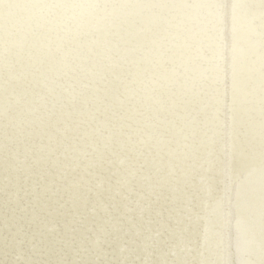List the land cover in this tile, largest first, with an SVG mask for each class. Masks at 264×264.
<instances>
[{"label":"rangeland","instance_id":"rangeland-1","mask_svg":"<svg viewBox=\"0 0 264 264\" xmlns=\"http://www.w3.org/2000/svg\"><path fill=\"white\" fill-rule=\"evenodd\" d=\"M20 1L0 0V264H261L264 261V71L261 67L257 69L253 61L259 60L258 49L250 53L249 47H245L255 36L254 40L264 39V14L257 0H251L255 4L249 0L246 12L244 7H234L231 0L222 3L216 0L217 14L211 24L212 16L208 14H212V7L208 5L210 2L213 5L214 0H177L180 5L175 0H153L152 4V0H113L117 5L120 1V7L122 4L117 9L112 8L116 4L111 0L108 1L111 5L107 0ZM190 1L194 4L197 1L196 7ZM67 2L72 6L66 5ZM172 2L183 9L176 6L175 9ZM39 3L44 4H40L44 9L38 7ZM127 3H132L131 7ZM164 3L166 6L161 5ZM63 4L73 11L65 8L63 12ZM84 4L99 6L102 11L90 6V12L97 11L91 16L93 12L90 14ZM157 4L158 12L167 8L159 14ZM25 5L32 7L33 18ZM59 5L63 10L56 9ZM132 6L140 15L138 12L134 15V8L129 12ZM199 6H203L202 12ZM106 8L113 11L110 15L107 12L108 16L103 15ZM122 8L128 11L125 20L121 19L125 14L122 16L125 12ZM224 9L228 14H223ZM176 10L179 13L174 19L165 20ZM114 11L121 22L116 20ZM146 11L150 13L148 16ZM192 12L197 18L189 16ZM82 13L88 18L90 15V19L82 17L86 24L90 20L88 26L81 20ZM46 15L51 19H44ZM64 17L67 21H63ZM130 17L132 23L128 24ZM149 17L153 19L148 22ZM182 17L187 18L184 20L189 23L187 27ZM60 18L64 24L57 20ZM80 21L84 24L80 26L85 27V30L80 28L83 31L78 27ZM152 21L156 27L166 25L159 29ZM108 25L113 28L111 31ZM102 27L108 28L109 33ZM119 28L128 31L120 33ZM93 29L99 31L95 33ZM67 30L77 38H69ZM71 30L81 31V36ZM155 30L158 32L153 35ZM168 30L173 32L172 37ZM60 32L67 36L60 37L63 36ZM122 33H126L125 38ZM133 33L139 36H132ZM98 34L101 37L94 38ZM106 34L115 35L110 40ZM142 35L144 40L140 41ZM136 36V43H141L134 44ZM147 36L153 40L159 36V39H149L146 43ZM92 37L98 40L94 42ZM116 37L123 43L115 40ZM71 38V42L87 41L73 44ZM55 41L62 42L61 46ZM195 41H199V47ZM86 43L90 50L85 45V53H78ZM162 43L164 47L160 46ZM133 44L138 47L130 48ZM19 45L22 50L28 49L23 50L26 53ZM29 46L35 51L41 48L37 54ZM74 46L78 50L72 52ZM65 47H69L67 51ZM51 48L55 49V53L52 51L55 55ZM163 48L166 53L165 50L159 53ZM123 49L128 52H122ZM68 51L72 57L77 54L76 58L71 59ZM48 52L53 55L51 58ZM236 53L240 54L237 58ZM33 58L40 63L36 64ZM43 59L48 64L55 62V67L52 64L55 70ZM42 61L46 65L41 66ZM43 67L48 68L46 74L41 71ZM241 156L253 162L249 169L236 164ZM240 178L247 183L242 185Z\"/></svg>","mask_w":264,"mask_h":264},{"label":"bare ground","instance_id":"bare-ground-1","mask_svg":"<svg viewBox=\"0 0 264 264\" xmlns=\"http://www.w3.org/2000/svg\"><path fill=\"white\" fill-rule=\"evenodd\" d=\"M17 1H18V0H17ZM21 1H22V0H21ZM21 1H20V2H21ZM25 1H27V0H25ZM84 1H85V0H84ZM86 1H89V0H86ZM86 1H85V2H86ZM90 1H91V0H90ZM92 1H93V0H92ZM108 1H109V0H107V2H108ZM111 1L114 2L113 0H111ZM116 1H118V0H116ZM120 1H121V0H120ZM120 1L117 2L118 5H119ZM124 1H125V0H124ZM130 1H131V0H128V1H125V2H130ZM132 1H134V0H132ZM150 1H151V0H149L148 2H150ZM156 1H157V0H156ZM156 1H154V2L156 3ZM161 1H162V0H161ZM168 1H169V0H168ZM170 1H171V0H170ZM172 1H174V0H172ZM175 1H176V3H177V0H175ZM175 1H174V2H175ZM193 1H194V0H193ZM197 1H198V0H197ZM197 1H196V2H197ZM207 1H209V0H207ZM212 1H213V0H212ZM214 1H215V2H213V5H211L212 2H210V3H209L210 5H208V6H211V7H212V8L210 9V10H212V12L210 11L212 14H208V15H211V16H212V18H210V22H209L210 24H211V20L213 19V17L217 14V9H218V8H215V7H217V6H216V0H214ZM27 2L30 3V2H32V1L29 2V0H28ZM36 2H37V1L35 0V3H36ZM39 2H40V1H39ZM104 2H105V1H104ZM107 2H105V3H107ZM112 2H111V4H112ZM122 2H123V1H122ZM122 2H121V3H122ZM137 2H139V1H137ZM141 2H142V1H141ZM152 2H153V0L151 1L150 4H152ZM158 2H159V1H158ZM158 2H157V3H158ZM163 2H166V0H164ZM174 2H172V4L174 5V8L176 9V7H179L180 4H179V2H178L177 4H179V5L176 6V3H174ZM181 2H182V1H181ZM190 2H191V1H190ZM196 2H195V4H197ZM199 2H200V1H199ZM205 2H206V1H205ZM218 2H220V1H218ZM218 2H217V3H218ZM250 2H251V0H250ZM16 3H17V2H16ZM33 3H34V1H33ZM33 3H31V5H33ZM67 3H68V2H67ZM89 3H90V2H89ZM91 3H92V2H91ZM95 3H96V2H95ZM95 3H94V4L92 3V4H93V5H96ZM109 3H110V2H108V4H109ZM114 3L116 4V2H114ZM123 3H124V2H123ZM132 3H133V2H132ZM132 3H130V4L127 3V4H128V6H129V5H131ZM145 3L147 4V2H145ZM188 3H189V2H188ZM201 3H202V1H201ZM201 3H200V4H201ZM207 3H208V2H207ZM220 3H222V2H220ZM251 3H254V2H251ZM251 3H250V5H251ZM19 4H20V3H19ZM23 4H24V3H23ZM23 4H22V6H23ZM25 4H26V2H25ZM40 4H43V3H39V4H38V7H39V6L42 7V6L44 5V4H43V5H40ZM103 4H104V3H103ZM111 4H109V5H111ZM125 4H126V3H125ZM125 4H124V6H127V5H125ZM135 4H136V3H135ZM137 4H138V3H137ZM168 4H169V3H167V6L172 5L171 3H170L169 5H168ZM181 4H182V3H181ZM185 4H186V2L184 3V5H185ZM189 4H190V3H189ZM189 4H187V6H188ZM191 4H193L192 6H195L194 2H193V3L191 2ZM203 4H204V2L202 3V5H203ZM254 4H255V3H254ZM31 5H29V6H31ZM63 5H64V4H63ZM63 5H62V6H63ZM66 5H69V7L72 6V4H70V3H68V4H66ZM70 5H71V6H70ZM84 5H85V4H84ZM87 5H89V4H87ZM87 5H85L87 9H88L90 6L93 7V5H91V4H90L89 7H87ZM97 5H98V4H97ZM97 5H96V6H97ZM118 5L116 4V6H114V4H113L114 7L112 6V8L114 9V8L116 7V9H117V7H119V8L122 7V4H121V7L118 6ZM138 5H139V4H138ZM138 5H136V6H138ZM143 5H145L144 2H143ZM143 5H142V3H141V5H139V6L141 7V6H143ZM154 5H155V4H154ZM154 5H152V7H154ZM159 5H160V3H159ZM161 5H165V3H164V4H161ZM218 5H219V4H218ZM221 5H222V4H221ZM252 5H253V4H252ZM257 5H259V8H260L259 0H257ZM257 5H254V8H255V6H257ZM22 6H21V7H22ZM25 6L27 7V5H25ZM25 6H24V7H25ZM33 6H34V5H33ZM60 6H61V5H59V7L57 6L56 9H57V8L60 9V8H61ZM64 6H65V5H64ZM96 6L93 7V9L97 8ZM105 6L107 7L108 5L105 4ZM146 6H148V4H147ZM149 6H150V5H149ZM157 6H158V4L156 5V11L158 12V10H157L158 7H157ZM165 6H166V5H165ZM175 6H176V7H175ZM192 6H191V7H192ZM203 6H204V5H203ZM203 6H199V7H200V10H201L200 12H202L203 9H201V7H203ZM19 7H20V6H19ZM19 7H18V8H19ZM41 7H40V8H41ZM44 7H45V6H44ZM102 7H103V6L101 5V8H102ZM129 7H131V6H129ZM134 7H135V6H134ZM134 7L132 6V9L129 8V12H132V11H130V10H133ZM140 7H139V8H140ZM143 7H145V6H143ZM163 7H164V6H163ZM163 7H161V8H163ZM188 7H189V6H188ZM195 7H196V6H195ZM195 7H193V8H195ZM204 7L206 8V6H204ZM213 7H214V9H213ZM250 7H251V6H250ZM250 7H249V9L252 10L253 7H251V8H250ZM28 8H29V12H30V8H32V7H27V8H25V10H27ZM65 8L67 9L68 7L65 6L63 12H65ZM98 8H99V6H98ZM98 8H97V9H98ZM110 8H111V6L109 7V9H110ZM126 8H127V7H126ZM135 8H136V7H135ZM135 8H134V9H135ZM147 8H150V7H147ZM161 8H160V10H161ZM164 8H167V7H164ZM164 8H163V9H164ZM174 8H173V9H174ZM244 8H245V7H244ZM247 8H248V7H247ZM256 8H257V7H256ZM20 9H21V8H20ZM23 9H24V8H23ZM42 9H44V8L42 7ZM68 9H71V8H68ZM72 9H73V8H72ZM72 9H71V11H73ZM90 9H92V8H90ZM97 9H96V10H97ZM99 9H100V8H99ZM103 9H105V8L103 7ZM113 9H112V10H113ZM122 9L124 10L125 8H122ZM144 9H145V8H144ZM144 9H143L142 11H144ZM150 9H151V8H150ZM158 9H159V8H158ZM163 9H162V11H163ZM175 9H174V10H175ZM180 9H181V8L179 7V10H180ZM182 9H183V6H182ZM182 9H181V10H182ZM197 9H198V8H197ZM228 9H229V8H228ZM235 9H236V8H235ZM60 10H63V9H60ZM60 10H59V11H60ZM100 10H101V9H100ZM100 10H99L98 12H101V11H102V10H101V11H100ZM106 10H107V8H106ZM120 10H121V9H119V11H120ZM152 10H153V9H152ZM154 10H155V7H154ZM154 10H153V11H154ZM174 10H173V11H174ZM185 10H187V9L184 8V11H185ZM191 10L193 11L192 8H191ZM198 10H199V9H198ZM198 10H197V11H198ZM204 10H205V9H204ZM220 10H221V9H220ZM240 10H241V9H240ZM240 10L238 9L237 11H240ZM246 10H247V9L245 8L244 11L246 12ZM258 10H259V9H258ZM20 11H21V10H20ZM41 11H43V10H41ZM54 11H55V10H54ZM88 11H89L90 14H91V12H93V14H91V16H92V15H95V14L97 13V11H94V10L90 12V10L88 9ZM88 11L86 10L87 14H89ZM103 11L105 12V10H103ZM119 11H118V12H119ZM134 11H136V9L133 10V12H134ZM138 11H139V10H138ZM138 11L134 12V15H135V13H137ZM142 11L140 10V12H142ZM147 11H150V10L147 9ZM147 11H146V12H147ZM162 11H159L160 13H159V12H158V13L161 14ZM171 11H172V10H171ZM176 11H177V10H176ZM189 11H190V10H189ZM189 11L187 10V11H185V12H189ZM194 11H195V9H194ZM194 11H193V12H194ZM244 11H243L242 13H245ZM249 11H250V10H249ZM254 11H256V9H254ZM23 12H24V11H23ZM69 12H70V11H68L67 13L69 14ZM78 12H79V11H78ZM78 12H76V13H78ZM94 12H96V13H94ZM107 12H108V13H109V12L112 13L113 11H108V10H107V11L105 12L106 14H103V15H107ZM126 12H128L127 9H125V12H123V13L121 12V13H122V16H123L124 13H125L124 16H125L126 14H128V13H126ZM144 12H145V11H144ZM193 12L191 13L192 15H189V16H192V17H193V16H194L193 14L195 13V12H194V13H193ZM203 12H205V11H203ZM208 12H209V9H208ZM240 12H241V11H240ZM240 12H239V13H240ZM19 13H20V12H19ZM21 13H22V11H21ZM32 13H33V12H32ZM41 13H43V12H40V14H41ZM76 13H75V14H76ZM110 13H109L108 15H110ZM121 13H120V14H121ZM150 13H151V11H150ZM150 13L147 12V16H148V14H150ZM178 13H179V11L170 13V15H169L167 18H165V20H168V19H169V20L174 19V18L178 15ZM180 13H181V12H180ZM197 13H198V12H197ZM219 13H220V11H219ZM221 13H222V11H221ZM225 13L228 14L227 9H224L223 14H225ZM237 13H238V12H237ZM237 13H236V11H235V15H236ZM242 13H241V14H242ZM247 13H249V12H247ZM251 13H252V12H251ZM27 14H28V12H27ZM44 14H45V13H44ZM44 14H43V15H44ZM57 14H58V12H56V14L54 15V17H55ZM61 14H62V12H60V15H61ZM63 14H64V13H63ZM65 14H66V13H65ZM79 14H80V13H79ZM79 14H77V15H75V16L79 17V16H80ZM84 14L86 15V13H85V9H84ZM84 14L82 13V15H81V20L83 21V23H84L83 18H85V19L88 18V16H86V17H87V18H86ZM101 14H102V13H99L100 16H99L98 14H97L96 16L101 17V16H102ZM115 14H116V13H115V11H114V16H116ZM117 14H118V13H117ZM120 14H118V15H120ZM138 14H139V12H138ZM154 14H155V13H154ZM183 14H184V12H183ZM187 14H190V12L187 13ZM202 14L204 15V13H202ZM202 14H201V15H202ZM206 14H207V12H206ZM254 14H255V12H254ZM256 14H257V13H256ZM256 14H255V15H256ZM259 14H260V13H259ZM19 15H21V14H19ZM19 15H18V16H19ZM22 15H23V14H22ZM24 15H25V14H24ZM24 15H23V16H24ZM41 15H42V14H41ZM66 15H67V14H66ZM108 15H107V16H108ZM111 15H113V14H111ZM131 15H133V14H130V16H131ZM139 15H140V14H139ZM141 15H143V16L145 17L144 13L141 14ZM151 15H152V14H151ZM201 15H198V16L200 17ZM203 15H202V16H203ZM235 15H234V16H235ZM237 15H238V14H237ZM242 15H243V14H242ZM26 16H27V15H26ZM31 16H32V15H31V12H30V18H33L34 14H33L32 17H31ZM46 16H47V17H46ZM46 16L44 17V19H45V18H47L48 20L51 19L50 16H49V17H48V15H46ZM61 16H62V15H61ZM83 16H84V17H83ZM96 16H94V17H96ZM107 16H106V19L109 20V18H107ZM124 16H123V18L121 17V19L125 20L126 16H125V17H124ZM127 16H128V15H127ZM136 16H138V15H136ZM143 16H142V18H143ZM147 16H146V17H147ZM152 16H153V15H152ZM160 16H161V15H160ZM160 16H158V17H160ZM179 16H180V15H179ZM186 16H187V15H186ZM196 16H197V15H195V17H196ZM211 16H210V17H211ZM238 16H239V15H238ZM263 16H264V15H263ZM38 17H39V16H38ZM42 17H43V16H42ZM57 17L59 18L60 16H57ZM62 17H63V16H62ZM70 17H73V16H70ZM77 17H76V18L74 17L73 19H78ZM82 17H83V18H82ZM103 17H104V16H103ZM119 17H120V16H119ZM131 17H132V16H131ZM131 17H130V18H131ZM146 17H145V18H146ZM153 17H154V19H155V16H153ZM153 17H149V18H147V21H148V19H150V18L153 19ZM183 17H184V16H183ZM183 17H182V19H183ZM195 17H193V19H194ZM199 17H198V18H199ZM204 17H207V16L204 15ZM204 17H203V18H204ZM259 17H260V16H259ZM49 18H50V19H49ZM64 18H65V17H64ZM79 18H80V17H79ZM110 18H111V19H114L113 17H110ZM116 18H117L116 20H118V17H117V16H116ZM132 18H133V17H132ZM132 18H131V19L128 18L129 20L126 19V20L128 21V24H130L129 22H131ZM134 18H135V17H134ZM134 18H133V19H134ZM136 18H137V17H136ZM136 18H135V19H136ZM145 18H144V19H145ZM156 18H157V16H156ZM179 18H180V17H179ZM179 18H178V20H179ZM196 18H197V17H196ZM200 18H201V17H200ZM203 18H202V19H203ZM234 18H235V17H234ZM237 18H238V17H237ZM255 18H256V17H255ZM52 19H53V17H52ZM55 19H56V17H55ZM61 19H63V18H60V19H57V20L60 21ZM88 19H90V15H89V18H88ZM106 19H105V20H106ZM111 19H110V20H111ZM121 19H120V20H121ZM139 19H140V18H139ZM186 19H187V18H186ZM186 19H183V21L186 20ZM188 19H189V18H188ZM204 19H205V18H204ZM208 19H209V18H208ZM215 19H216V18H215ZM215 19H214V20H215ZM33 20H34V19H33ZM79 20H80V19H79ZM91 20H92V18H91ZM93 20H95V19L93 18ZM107 20H106V22H107ZM114 20H115V19H114ZM120 20H118V21H120ZM136 20H138V19H136ZM142 20H143V19H142ZM150 20H151V19H150ZM157 20H159V19L157 18ZM162 20H163V19H162ZM165 20H164V21H165ZM169 20H168V21H169ZM180 20H181V19H180ZM190 20H192V18H191ZM197 20H198V19H197ZM199 20H200V23H201V19H199ZM217 20H218V19H217ZM51 21H52V20H51ZM51 21H50V23H51ZM55 21H56V20H55ZM63 21H67V19L65 18V19H63ZM69 21L74 23L73 20H72V21L69 20ZM82 21H80V22L82 23ZM88 21H90V20H88ZM88 21H87V24L89 23ZM95 21H99V19H98V20L96 19ZM118 21H116V22H118ZM127 21H126V22H127ZM139 21H140V20H139ZM139 21H138V22H139ZM145 21H146V20H144L143 22H145ZM160 21H161V17H160ZM164 21H163V22H164ZM168 21H166V22H164V23H167ZM188 21H189V20H188ZM193 21H196V20H193ZM206 21L208 22V20H206ZM212 21H213V20H212ZM258 21H259V19H258ZM263 21H264V19H263ZM263 21H262V23H263ZM41 22H42V21H41ZM48 22H49V21H48ZM80 22H79V23L77 22V23L79 24L78 27H79L80 25H83V26H84V24H86V22H85L84 24H83V23L80 24ZM91 22H92V21H91ZM101 22L103 23V20H102V19H101ZM101 22H100V24H99V23H97V24H99V26H100V25H102ZM110 22L112 23L113 21H110ZM114 22H115V21H114ZM120 22H121V21H120ZM133 22H135V20H133ZM143 22H142V24H143ZM148 22H149V21H148ZM148 22H147V23H148ZM179 22H180V21H179ZM181 22H182V21H181ZM184 22H185V21H184ZM190 22H191V21H190ZM198 22H199V21H198ZM207 22H206V23H207ZM236 22H237V21H236ZM60 23H62V20H61ZM60 23H59V25H60ZM77 23H76V24H77ZM94 23H95V22H94ZM131 23H132V22H131ZM135 23H137V22H135ZM140 23H141V22H140ZM145 23H146V22H145ZM145 23H144V25H145ZM154 23H155V24H154ZM161 23H162V22H161ZM185 23H186V26H185V27H187V23H188V22L186 21ZM192 23H193V22H192ZM196 23H197V22H196ZM203 23H204V22H203ZM212 23H213V22H212ZM62 24H64V22H63ZM65 24H66L65 26H67L68 23H65ZM87 24H86L85 26H88V25H89V24H88V25H87ZM108 24H109V21H108ZM113 24H114V23H113ZM115 24H116V23H115ZM118 24H119V23H118ZM118 24H117V25H118ZM121 24H122V23H120V25H119L120 27L123 26V25H121ZM123 24L126 25L125 22H124ZM142 24H141V25H142ZM148 24H149V23H148ZM151 24H154V26H155V25H156V22H155V21H152ZM159 24H160V23H159ZM162 24H163V23H162ZM162 24H161V28H160V27H156V26H155V27H156V28H159V29H163V28H162ZM176 24H177V23H176ZM181 24L183 25V22H182ZM188 24H189V23H188ZM194 24H195V23H193V25H194ZM204 24H205V23H204ZM207 24H208V23H207ZM207 24H205V25L207 26ZM210 24L208 25L209 27H210ZM236 24H237V23H236ZM258 24H259V23H258ZM53 25H54V24H53ZM57 25H58V23H57ZM68 25H69V24H68ZM72 25H73V24H72ZM91 25H92V24H91ZM91 25H90L89 27H92V26H93V25H92V26H91ZM95 25H96V24H95ZM104 25H106V24H104ZM136 25H140V24L138 23V24H136ZM164 25H166V24H163V26H164ZM184 25H185V24H184ZM190 25H191V24H190ZM190 25H188V26H190ZM197 25H198V23H197ZM202 25H203V24H202ZM202 25H201V26H202ZM76 26H77V25H76ZM76 26H74V27L76 28ZM83 26H82V27L80 26L79 29H80V28H83ZM99 26L97 25V27H99ZM108 26H110V25H108ZM111 26H112V24H111ZM111 26L108 27V28H110L109 31H111V29H113V28H111ZM115 26H116V25H115ZM130 26H132V24H131ZM130 26H129V27H130ZM142 26H143V25H142ZM142 26H141V27H142ZM146 26H147V24H146ZM146 26H145V27H146ZM149 26H150V25H149ZM149 26H148V27H149ZM154 26H153V27H154ZM173 26H175V24H173ZM173 26H172V27H173ZM178 26H181V25L178 24ZM206 26H204V27L206 28ZM214 26H215V25H214ZM236 26H237V25H236ZM260 26H261V25H260ZM69 27H70V26H69ZM69 27H68V29H69ZM74 27H73V28H74ZM105 27H107V25H106ZM125 27H127V26H125ZM125 27H124V28H125ZM129 27H127V28H129ZM136 27H137V26H136ZM143 27H144V26H143ZM151 27H152V26H151ZM155 27H154V28H155ZM165 27H166V26H165ZM169 27H170V25H169ZM175 27H176V26H175ZM193 27H194V26H193ZM196 27H198V26H196ZM196 27H195V28H196ZM204 27H203V28H204ZM237 27H238V26H237ZM84 28H85V27H84ZM84 28H83V30H85ZM86 28H87V27H86ZM95 28H96V26H95ZM100 28H101V27H100ZM102 28H104V27H102ZM108 28H104L106 33H109V31H106V29L108 30ZM114 28H115V27H114ZM130 28H131V27H130ZM132 28H133V27H132ZM137 28H139V27H137ZM154 28H152V29L149 28L148 30H153ZM156 28H155V29H156ZM170 28H171V27H170ZM170 28H169V29H170ZM195 28H194V29H195ZM212 28H213V27H212ZM43 29H44V28H43ZM66 29H67V27H66ZM66 29H65V30H66ZM70 29H72V28L70 27ZM117 29H118V27L115 28V30H117ZM134 29H135L134 32L137 33L135 27H134ZM134 29H133V30H134ZM142 29H143V28H142ZM145 29H146V28H145ZM145 29H143V30H145ZM159 29H157V30H159ZM166 29H167V28H166ZM179 29H181V27H180ZM182 29H184V28H182ZM185 29H186V28H185ZM187 29H188V28H187ZM190 29H191V28H190ZM192 29H193V28H192ZM194 29H193V30H194ZM197 29H198V28H197ZM199 29H201V28H199ZM199 29H198V30H199ZM73 30H74V29H73ZM73 30H71L73 33L76 32L78 36L80 35V32H81V31H80V32H77L76 30H78V29H76L75 31H73ZM80 30H82V29H80ZM83 30H82V31H83ZM93 30L95 31L96 29H93ZM133 30H132V31H133ZM137 30H138V29H137ZM140 30H141V29H140ZM172 30H173V29H172ZM175 30H176V28H175ZM175 30H173V31H175ZM198 30H196V31H198ZM245 30H246V28H245ZM96 31L98 32L99 30L97 29ZM96 31H95V33H96ZM102 31H103V30H102ZM119 31H120V28H119ZM122 31H123V30H121L120 33H121ZM124 31L127 33L128 30L124 29ZM124 31H123V32H124ZM129 31H130V29H129ZM164 31H166V30H164ZM168 31H169V32H172V31H170V30H168ZM176 31H177V30H176ZM179 31H180V30H179ZM187 31L189 32V30H187ZM203 31H204V30H203ZM206 31H208V30H206ZM209 31H210V30H209ZM248 31H249V30H248ZM67 32H69V30H67L66 33H67ZM84 32H85V31H84ZM84 32H82V33H84ZM100 32H101V31H100ZM100 32H99V33H100ZM105 32L103 31V33H105ZM116 32H117V31H116ZM130 32H131V31H130ZM142 32H143V31H142ZM145 32H146V31H145ZM145 32H144V33H145ZM147 32H150V31H147ZM154 32H155V33H153V35L156 34L158 31L156 32V30H155ZM169 32H168V33H169ZM180 32H182V31H180ZM184 32H185V31H184ZM184 32H183V33H184ZM194 32H195V31H194ZM200 32H202V31L199 30V33H200ZM244 32H245V31H244ZM263 32H264V31H263ZM263 32H261V34H262ZM61 33H62V32H60V34H61ZM66 33H65V34H66ZM92 33H93V32H92ZM92 33H89V35H92ZM103 33H102V34H103ZM111 33H113V32H111ZM126 33H125V34H126ZM131 33H132V32H131ZM135 33H133L134 35H132V36L138 35V34H135ZM138 33H139V35H141L140 32H138ZM150 33H151V32H150ZM160 33H161V31H160ZM164 33H165V32H164ZM166 33H167V32H166ZM176 33H177V32H176ZM186 33H187V32H186ZM204 33H205V32H204ZM208 33H209V32H207V35H208ZM62 34H63V33H62ZM65 34H63V36H61V35H59V36L63 38V37H66V36L68 35V33H67L66 36H65ZM69 34H70V32H69ZM71 34H72V33H71ZM71 34H70V36L68 35L69 38L73 36V35H71ZM118 34H119V33H118ZM125 34L122 33L123 38H125V36H126ZM129 34H130V33H129ZM146 34H147V33H146ZM169 34L171 35V34H173V32H172V33H169ZM181 34H182V33H181ZM181 34H178V35H181ZM188 34H189V33H187V35H188ZM190 34H191V33H190ZM195 34H197V33H195ZM202 34H203V33H202ZM0 35H1V34H0ZM56 35H57V34H56ZM74 35H75V34H74ZM85 35L87 36V34H85ZM94 35H95V34H94ZM99 35H100V34H98V37H97V36H96V37L93 36V37H94V38H100L101 36H99ZM106 35H107V34H106ZM106 35H105V37H106ZM113 35H115V34H113ZM113 35L111 36L112 38L114 37ZM119 35H120V34H119ZM122 35H121V36H122ZM124 35H125V36H124ZM139 35H138V36H139ZM143 35H144V34H143ZM143 35H142V38H143ZM153 35H149V34H148L149 37H150V36H153ZM158 35L161 36L162 34H158ZM164 35H165V34H164ZM176 35H177V34H176ZM185 35H186V34H185ZM187 35H186V36H187ZM191 35L194 36L193 32H192ZM204 35H205V37H206V33H205ZM218 35H220V33H219ZM80 36H81V35H80ZM102 36H103V35H102ZM129 36H130V35H129ZM144 36H145V35H144ZM148 36H147L148 39H147V42H146V43H148L149 41L153 40V39L149 38ZM165 36H166V35H165ZM172 36H173V35H171V37H172ZM198 36H199V35H198ZM198 36L196 35V38H197ZM200 36H202V35H200ZM257 36H258V35H257ZM56 37H58V36H56ZM75 37L77 38L76 35H75ZM75 37L73 36L74 40H75ZM90 37H91V36H90ZM93 37H92V38H93ZM108 37H110V36L107 35V38H108ZM111 37L109 38L110 40H112ZM127 37H128V34H127ZM145 37H146V36H145ZM158 37H159V36H158ZM158 37H154V40H153V41H155V38H158ZM246 37H247V36H246ZM255 37H256V36H255ZM255 37H254V39H255ZM258 37H259V36H258ZM73 38L69 39L70 42H71V40H72ZM78 38H79V37H78ZM80 38H81V37H80ZM82 38H83V39L85 38L84 35L82 36ZM88 38H89V36H87V38H85V39H88ZM92 38H90V39H92ZM94 38H93V39H94ZM103 38H104V36H103ZM131 38H132V37H131ZM160 38H162V36H161ZM169 38H170V36L168 37V39H169ZM174 38H175V37H174ZM179 38L182 40V37H181V36H179ZM185 38H186V37H185ZM189 38H190V40H191V37H189ZM198 38H199V37H198ZM198 38H197V40H199V41L201 42L202 39H198ZM201 38H204V37H201ZM263 38H264V37H263ZM37 39H38V38H37ZM50 39H51V38H50ZM50 39H49V40H50ZM53 39H54V38H53ZM64 39H65V38H64ZM66 39H67V38H66ZM83 39H82V40L80 39V41H81V42H82V41H85V42L87 41V40H83ZM90 39H89L88 41H91ZM109 39H108V40H109ZM118 39L121 40L120 37H119ZM118 39H117V37L115 38V40L120 41V40H118ZM134 39H135V43L132 42V43H134V44H137V43L139 44L140 41H143V40H144V38H143L142 40H140L139 42L136 43L137 36H136V38H134ZM139 39H141V38L139 37ZM139 39H138V40H139ZM149 39H150V40H149ZM158 39H159V38H158ZM158 39H156V40H158ZM163 39H164V38H163ZM165 39H166V38H165ZM175 39H177V38H175ZM186 39H187V38H186ZM251 39H252V37H251ZM254 39L248 41V42H249V46H245V47H249L250 53H252V51H255L256 49H258L257 51H258V53L260 54V56H258V57H259V60L256 58L257 61H255L254 59H253V61H254V64H255L256 66H258L257 69L261 67V68L263 69V71H264V57L262 56V54H264V39H263V40H260L261 38H260L259 40H257V39L254 40ZM25 40H26V39H25ZM49 40H48V41H49ZM54 40H58V38H55ZM60 40H63V39H60ZM96 40H98V39H96ZM96 40L94 39V42H96ZM100 40H101V39H100ZM100 40H99V41H100ZM105 40H106V38H105ZM128 40H130V39L128 38L127 41H128ZM131 40H132V39H131ZM148 40H149V41H148ZM178 40H179V39H178ZM188 40H189V39H187V41H188ZM194 40H195V39H194ZM197 40H196V41H197ZM205 40H206V39H205ZM23 41H24V40H23ZM26 41H27V40H26ZM26 41L24 42L25 44H26ZM50 41H52V39H51ZM50 41H49V42H50ZM64 41H65V40H63L62 42H64ZM77 41H79V40H77ZM77 41H75V42L77 43ZM80 41H79V42H80ZM103 41H104V39H103ZM113 41H114V40H113ZM117 41H116V44H118ZM121 41H122V40H121ZM121 41H120V42H121ZM133 41H134V40H133ZM158 41H159V40H158ZM163 41H164V40H163ZM169 41H170V39H169ZM173 41H174V40H173ZM182 41H183V40H182ZM196 41H195V42H196ZM199 41L196 42V43H198V47H199V44H200ZM206 41H207V40H206ZM208 41H210V39H209ZM37 42H40V41H37ZM55 42H56V41H55ZM62 42H61V43H62ZM75 42L73 41V42H71V43L74 44ZM81 42H80V44H81ZM85 42H83V43H85ZM101 42H102V41H101ZM107 42H108V41H107ZM160 42H162V39H161ZM171 42H172V39H171ZM184 42H185V41H184ZM190 42H191V41H190ZM245 42H246V41H245ZM248 42H247V43H248ZM24 43L22 42V43H20V44L23 45ZM56 43L58 44L59 42L57 41ZM61 43H59L60 46H61ZM67 43H68V39H67ZM90 43L93 44L92 42H90ZM99 43H100V42H99ZM113 43H114V42H113ZM121 43H123V41H122ZM127 43H128V42H127ZM127 43H125V44H127ZM129 43H130V42H129ZM140 43H141V42H140ZM146 43H145V44H146ZM153 43H154V42H153ZM156 43H157V42H156ZM174 43H175V41H174ZM177 43H178V42H177ZM196 43H195V44H196ZM209 43H210V42H209ZM209 43H208V44H209ZM241 43H242V42H241ZM25 44H24V45H25ZM63 44L65 45L66 42L63 43ZM63 44H62V45H63ZM78 44H79V43H78ZM78 44H77V45H78ZM88 44H89V42H88ZM88 44L86 43V44H83V46H82V45H81V46L84 48L85 45H86V47L88 46L87 49H89V45H88ZM94 44H95V43H94ZM134 44H133L130 48H132L133 46L135 47L136 45H134ZM149 44H150V43H149ZM149 44H148V45H149ZM154 44H155V43H154ZM159 44H160V43H159ZM166 44H167V43H165V45H166ZM201 44H202V43H201ZM203 44H205V43H203ZM211 44H212V43H211ZM22 45H21V47H22ZM24 45H23V46H24ZM28 45H30V44L27 43V46H28ZM42 45H43V44H42ZM42 45H41V47H42ZM44 45H45V44H44ZM46 45H47V44H46ZM46 45H45V46H46ZM51 45H52V43H51ZM51 45H50V46H51ZM55 45H56V44H55ZM71 45H72V44H71ZM122 45H123V44H122ZM130 45H131V43H130ZM141 45H142V44H141ZM151 45H152V44H151ZM168 45H169V44H168ZM170 45H171V43H170ZM183 45H184V44H183ZM238 45H241V44L239 43ZM243 45H244V43H243ZM33 46H34V45H33ZM37 46H38V45H37ZM53 46H54V44H53ZM53 46H51V47H53ZM56 46L58 47V45H56ZM65 46H66V45H65ZM68 46H70V44H69ZM75 46H76V45H75ZM75 46L73 47V49L70 48L71 51H72V50L74 51V50L76 49ZM112 46H113V44H112ZM118 46L121 47V45H118ZM127 46H129V45H127ZM139 46H140V45H139ZM155 46H156V45H154L153 47H155ZM157 46H158V45H157ZM160 46L164 47L163 43H162V45H160ZM166 46H167V45H166ZM166 46H165V47H166ZM173 46H174V45H173ZM235 46H236V44H235ZM241 46H242V45H241ZM260 46H261V48H260ZM34 47H36V46H34ZM34 47H33V49H34ZM41 47H40V48H41ZM62 47H63V46H62ZM77 47H78V46H77ZM96 47H97V46H95L94 48H96ZM104 47L106 48V46H104ZM120 47H119V48H120ZM122 47H123V46H122ZM124 47H125V46H124ZM124 47H123V48H124ZM136 47H138V46H136ZM143 47H145V46L143 45ZM171 47H172V46H171ZM211 47H212V46H211ZM236 47H237V46H236ZM239 47H240V46H239ZM242 47H243V46H242ZM19 48H20V45H19ZM25 48H26V46H25ZM27 48H28V47H27ZM31 48H32V46H31ZM40 48H39V49H40ZM44 48H45V47H44ZM46 48H48V47H46ZM55 48H56V47H55ZM65 48H66V47H65ZM65 48H64V49H65ZM68 48H69V47H68ZM68 48H66L65 50L67 51ZM90 48H92V45H90ZM127 48H128V47H127ZM127 48H125V49H127ZM139 48H140V47H139ZM141 48H142V47H141ZM146 48H148L147 45H146ZM146 48H145L144 50L148 51ZM151 48H152V46H151ZM200 48H201V47H200ZM203 48H204V47H203ZM209 48H210V47H209ZM20 49H21V48H20ZM29 49H30V46H29ZM33 49H32V50L30 49V51H31V52H32V51H35V50H33ZM35 49H36V51L39 50L38 48H35ZM51 49H52V48H51ZM57 49H58V51H59V47H58ZM62 49H63V48H61L60 50H62ZM64 49H63L62 51H64ZM79 49H81V48H79ZM128 49H129V48H128ZM128 49H127V50H128ZM136 49H137V48H136ZM136 49H134V50H136ZM148 49H149V48H148ZM160 49H161V48H160ZM160 49H159V50H160ZM170 49H171V48H170ZM174 49H175V48H174ZM205 49H206V48H205ZM207 49H208V48H207ZM237 49H238V48H237ZM21 50H22V49H21ZM21 50H20V51H21ZM23 50H25V49H23ZM23 50H22V52H23ZM27 50H28V49H27ZM27 50H25V51H27ZM42 50H43V48H42L41 51H39V52L41 53ZM45 50H46V49H45ZM77 50H78V49H77ZM77 50H75V51H77ZM84 50L86 51V48L81 49V51L79 50V51H77V52H78V53H79V52H83ZM89 50H90V49H89ZM105 50H106V49H105ZM114 50H117V47H116V49L114 48ZM114 50H113V51H114ZM123 50H124V49H123ZM141 50H142V49H141ZM150 50H151V49H150ZM153 50H154V49H153ZM155 50H156V49H155ZM164 50H165V49L163 48V51H162V52L160 51L159 53H163ZM172 50H173V49H172ZM196 50H197V48H196ZM234 50H235V48H234ZM241 50H242V49H241ZM245 50H246V49H245ZM25 51H24V52H25ZM36 51H35V52H36ZM52 51H54V53H55V49H54V50L52 49L51 52H52ZM73 51H72V52H73ZM87 51H88V50H87ZM120 51H121V50H120ZM128 51H129V50H128ZM128 51H125V50H124V51H122V52L126 53V52H128ZM137 51H138V50H137ZM151 51H152V50H151ZM156 51H157V50H156ZM166 51H167V50H165V53H166ZM170 51H171V50H170ZM204 51H205V50H204ZM207 51H208V50H207ZM212 51H213V50H212ZM236 51H237V50H236ZM243 51H244V50H243ZM24 52H23V53H24ZM59 52H60V51H59ZM68 52H70V51H68ZM90 52H91V51H90ZM142 52L144 53V51H142ZM142 52H141V54H142ZM154 52H155V51H154ZM194 52H196V51H194ZM197 52H198V51H197ZM208 52H209V51H208ZM208 52H207V53H208ZM234 52H235V51H234ZM238 52H239V50H238ZM25 53H26V52H25ZM28 53H29V51H28ZM33 53H34V52H33ZM36 53H37V52H36ZM36 53H35V54H36ZM56 53L58 54V52H56ZM62 53H63V52H62ZM70 53H71V52H70ZM70 53H69V56L72 55V53H71V54H70ZM74 53H75V52H74ZM83 53H85V52H83ZM139 53H140V52H139ZM149 53H151V52H149ZM157 53H158V51H157ZM171 53H172V52H171ZM204 53L206 54V52H204ZM239 53H240V52H239ZM246 53H247V52H246ZM37 54H38V53H37ZM37 54H36V55H37ZM41 54H42V53H41ZM50 54H51V53L48 52V55H49V56H50ZM52 54H53V52H52ZM59 54H60V53H59ZM80 54L82 55V53H80ZM88 54H89V52H88ZM168 54H169V53H168ZM191 54H192V53H191ZM205 54H204V55H205ZM209 54H211V53H209ZM254 54H255V53H254ZM254 54H251L252 56H250V58H251V57L253 58V55H254ZM256 54H257V53H256ZM26 55H27V54H26ZM30 55H31V54H30ZM53 55H55V54H53ZM53 55H51L50 57L48 56V57L51 58ZM60 55H61V54H60ZM60 55H59V56H60ZM62 55L64 56L65 53H63ZM66 55H67V54H66ZM81 55H80V58H82ZM99 55H100V54H99ZM99 55H98V56H99ZM151 55H154V54L152 53ZM158 55H159V54H158ZM169 55H170V54H169ZM193 55H194V54H193ZM193 55H192V56H193ZM237 55H238V53H236L235 57H236ZM243 55H245V54H243ZM247 55H248V54H247ZM249 55H250V54H249ZM56 56H57V55H56ZM56 56H55V57H56ZM73 56H74V57L71 56V57H72L71 59L76 58L75 56H77V54H75V55L73 54ZM78 56H79V54H78ZM138 56H139V54H138ZM149 56H150V55H149ZM154 56H155V55H154ZM156 56H157V55H156ZM163 56H164V54H163ZM182 56H183V55H182ZM184 56H185V55H184ZM221 56H223V54H222ZM233 56H234V54H233ZM238 56H240V54H239ZM241 56H242V55H241ZM245 56H246V55H245ZM55 57H53V58H55ZM57 57H58V56H57ZM57 57H56V58H57ZM60 57H61V56H60ZM60 57H59V58H60ZM64 57L67 58L66 56H64ZM64 57H63V58H64ZM85 57H86V56H85ZM87 57H88V56H87ZM87 57H86V58H87ZM150 57H151V56H150ZM160 57H161V56H160ZM178 57H179V56H178ZM186 57L188 58V56H186ZM193 57H194V56H193ZM195 57H196V55H195ZM206 57L208 58V56H206ZM248 57H249V56H248ZM61 58H62V57H61ZM190 58H191V57H190ZM222 58H223V57H219V59H222ZM236 58H237V57H236ZM244 58H245V57H244ZM44 59H45V58H44ZM44 59H43V60H44ZM69 59H70V58H69ZM69 59H68V60H69ZM137 59H139V58H137ZM183 59H185V58H183ZM188 59H189V58H188ZM234 59H235V58H234ZM245 59H246V58H245ZM33 60H34V58H33ZM41 60H42V58L40 59V61H41ZM45 60H46V59H45ZM45 60H44V62L47 61V60H46V61H45ZM202 60H203V58H202ZM251 60H252V59H251ZM28 61H29V59H28ZM35 61H36V64H37V61H38V63H40L38 59L34 60V62H35ZM69 61H70V63L72 62V60H69ZM69 61H68V62H69ZM73 61H74V60H73ZM136 61H137V60H136ZM178 61H179V59H178ZM181 61H182V60H181ZM234 61H235V60H234ZM248 61H250V60H248ZM31 62H32V61L30 60V63H31ZM34 62H32V63H34ZM44 62L42 61L43 64L41 63L40 65H41V66H42V65L44 66V64H45ZM57 62H58V61H57ZM155 62H156V61H155ZM162 62H163V59H162ZM182 62H183V61H182ZM242 62H243V61H242ZM246 62H247V61H246ZM255 62H257V63H255ZM30 63H27V64H30ZM46 63L48 64V62H46ZM54 63H55V62H54ZM54 63H52L53 66H54ZM60 63H62V62H60ZM237 63H238V62H237ZM249 63H250V62H249ZM13 64H14V63H13ZM49 64H51V62H50ZM49 64H48V65H49ZM52 64L49 65L48 67L52 66ZM55 64H56V63H55ZM138 64H139V63H138ZM184 64H185V62H184ZM241 64H242V63H241ZM38 65H39V64H38ZM45 65H46V64H45ZM154 65H155V64H154ZM236 65H237V64H236ZM246 65H248V64H246ZM250 65H251V64H250ZM17 66H18V65H17ZM34 66H35V65H34ZM34 66H33V67H34ZM41 66H40V68H41ZM53 66H52V68L54 69L55 66H54V67H53ZM78 66H79V65H78ZM152 66H153V65H152ZM164 66H166V64H164ZM242 66H243V65H242ZM19 67H20V66H19ZM36 67H37V66H36ZM36 67H35V68H36ZM46 67H47V66H46ZM66 67H67V66H66ZM158 67H159V66H158ZM240 67H241V66H240ZM20 68H22V67H20ZM43 68H45V67H43ZM43 68L41 69V71H42V73L46 74L45 72H47L46 69L48 70V68H45V69H44V70H45L44 72H43ZM144 68H145V66H144ZM159 68H160V67H159ZM246 68H247V67H246ZM251 68H252V67H251ZM253 68H255V67L253 66ZM56 69H57V68H56ZM248 69H249V68H248ZM8 70H9V69H8ZM22 70H23V69H22ZM22 70H21V72H22ZM38 70H39V68H38ZM49 70H50V72H51V68H49ZM54 70H55V69H54ZM54 70H53V71H54ZM10 71H12V70H10ZM34 71H35V69H34ZM36 71H37V69H36ZM238 71L240 72V70H238ZM8 72H9V71H8ZM247 72H248V71H247ZM256 72H257V71H256ZM258 72H261V71H258ZM3 73H5V72H3ZM3 73H2V75L5 76V74H3ZM19 73H20V71H19ZM23 73H26V72L23 70ZM36 73H37V72H35V74H36ZM38 73H39V72H38ZM76 73H77V72H76ZM243 73H244V72H243ZM251 73H252V72H251ZM263 73H264V72H263ZM27 74H28V73H26V76H28ZM44 74H41V75H44ZM244 74H245V73H244ZM255 74H256V73H255ZM261 74H262V73H261ZM6 75H8V73H7V69H6ZM38 75H39V74H38ZM41 75H39V76H41ZM246 75H247V74H246ZM3 76H2V77H3ZM72 76H73V75H72ZM253 76H254V75H253ZM253 76H252V77H253ZM258 76H259V75H258ZM30 77H31V76H30ZM34 77H36V75H35ZM70 77H71V76H70ZM252 77H251V78H252ZM261 77H263V75H262ZM20 78H22V77H20ZM31 78H32V77H31ZM36 78H38V77H36ZM74 78H75V77H74ZM82 78H83V76H82ZM249 78H250V77H249ZM255 78H257V77H255ZM61 79H62V78H61ZM32 80H34V79H32ZM35 80H36V79H35ZM75 80H76V79H75ZM83 80H86V79L83 78ZM255 80H256V79H255ZM262 80H263V79H262ZM247 82H248V81H247ZM252 82H253V81H252ZM252 82H251V84H252ZM260 82H261V81H260ZM30 83H32V82H30ZM73 83H74V82H73ZM75 83H76V82H75ZM75 83H74V84H75ZM100 83H102V82H100ZM111 83H112V82H111ZM28 84H29V83H28ZM84 84H85V83H84ZM258 84H259V83H258ZM261 84H262V83H261ZM0 85H1V84H0ZM79 85H80V84H79ZM108 85L110 86V84H108ZM105 86H106V85H105ZM111 86H112V85H111ZM244 87H246V86H244ZM110 88H111V87H110ZM73 89H74V88H73ZM71 91H72V90H71ZM71 91H70V92H71ZM63 93H64V92H63ZM109 94H110V93H109ZM101 96H103V95H101ZM103 97H104V96H103ZM98 102H99V101H98ZM93 103H94V102H93ZM83 105H84V104H83ZM89 105H90V104H89ZM86 106H87V105H86ZM88 108H89V107H88ZM86 109H87V107H86ZM91 109H92V108H91ZM84 112H85V111H84ZM87 112H88V111H87ZM221 156H222V155H221ZM252 163H253L252 161L247 160V159H246L245 157H243V156L239 157V159H238L237 162H236V164H238L239 167H241V168H248V169L250 168V165H251ZM188 168H189V167H188ZM240 179H241V184H242V185H244V184L247 183V182H246L247 180H244V178H240ZM257 179H258V178H257ZM257 179H256V180H257ZM238 180H239V179H238ZM26 190H27V189H26ZM32 201H33V200H32ZM29 205H30V204H29ZM25 207H26V206H25ZM77 214H78V213H77ZM203 215H204V214H203ZM66 217H67V216H66ZM56 218H58V217H56ZM68 219H69V218H67L66 221H67ZM56 220H59V219H56ZM66 223H67V222H66ZM67 225H68V224H67ZM65 226H66V225H65ZM59 231H60V230H59ZM49 232H51V231H49ZM55 232H56V231H55ZM57 232H58V231H57ZM52 233H53V232H52ZM58 233H59V232H58ZM80 233H82V232H80ZM53 234H54V233H53ZM56 234H57V233H56ZM59 234H60V233H59ZM253 235H254V234H253ZM55 242H56V241H55ZM55 242H54V244H55ZM55 245H56V244H55ZM57 245H58V244H57ZM56 248H57V247H56ZM58 248H59V247H58ZM247 248H250V247H247ZM40 249H41V248H40ZM40 249H39V250H40ZM45 249H46V248H45ZM39 250H38V251H39ZM40 251H41V250H40ZM36 253H38V252H36ZM32 254H33V253H32ZM32 254H31V255H32ZM39 254H40V252H39ZM39 254H36V255L40 256ZM33 256H34V254H33ZM51 257H52V256H51ZM161 257H162V256H161ZM31 258H32V257H31ZM34 258H35V257H34ZM37 258H38V257H37ZM178 259H180V261H184V258L181 259L180 257H178ZM220 259H222L221 253H220ZM32 260H33V259H32ZM166 260H167V259H166ZM35 261H36V260H35ZM37 261H38V260H37ZM27 263H28V262H27ZM34 264H35V263H34Z\"/></svg>","mask_w":264,"mask_h":264},{"label":"snow or ice","instance_id":"snow-or-ice-1","mask_svg":"<svg viewBox=\"0 0 264 264\" xmlns=\"http://www.w3.org/2000/svg\"><path fill=\"white\" fill-rule=\"evenodd\" d=\"M221 2H222V0H221ZM231 2H232L234 7L238 8V7L247 6V4L249 3V0H244L243 3H241L240 0H231ZM259 3H260L262 14H264V0H259ZM242 264H248V262H242ZM261 264H264V261H261Z\"/></svg>","mask_w":264,"mask_h":264}]
</instances>
